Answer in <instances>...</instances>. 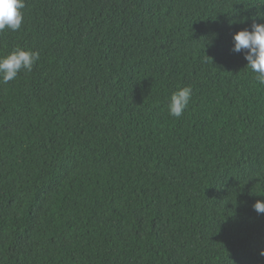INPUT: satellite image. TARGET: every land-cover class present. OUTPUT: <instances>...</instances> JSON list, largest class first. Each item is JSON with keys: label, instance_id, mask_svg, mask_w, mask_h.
<instances>
[{"label": "trees", "instance_id": "16d2710c", "mask_svg": "<svg viewBox=\"0 0 264 264\" xmlns=\"http://www.w3.org/2000/svg\"><path fill=\"white\" fill-rule=\"evenodd\" d=\"M0 56V264H264V0H24ZM190 86L181 117L171 94Z\"/></svg>", "mask_w": 264, "mask_h": 264}, {"label": "clouds", "instance_id": "9594fccd", "mask_svg": "<svg viewBox=\"0 0 264 264\" xmlns=\"http://www.w3.org/2000/svg\"><path fill=\"white\" fill-rule=\"evenodd\" d=\"M24 7V0H0V32L6 28L12 31L21 28ZM261 18L264 19V16ZM233 41V51L237 53L244 51L247 66L256 74V81L264 85V23L254 22L251 30L248 28L239 30L234 34ZM39 58V52L20 47L13 49L6 56H0V81L7 84L14 80L22 69L31 72ZM191 94L190 86L180 87L174 91L167 105L169 115L181 117L190 102ZM253 209L257 214H264V200H257ZM260 255L264 256V249H261Z\"/></svg>", "mask_w": 264, "mask_h": 264}]
</instances>
